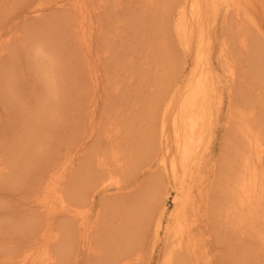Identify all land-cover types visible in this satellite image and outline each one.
<instances>
[{"label":"bare ground","instance_id":"bare-ground-1","mask_svg":"<svg viewBox=\"0 0 264 264\" xmlns=\"http://www.w3.org/2000/svg\"><path fill=\"white\" fill-rule=\"evenodd\" d=\"M24 1L0 0V29L13 3L20 5V15L14 18L23 17L19 22L32 19L29 14L41 19L43 11L54 9L46 15L45 27L30 39L37 41L50 29L47 25L69 24L85 52L91 92L84 97L85 107L79 105L68 154L33 181L35 191L44 195L33 201V208L29 206L36 210L6 222L20 242L10 251L22 252L17 259L7 256L6 264H27L28 258L29 264H264V33L258 29L264 6L258 8L260 0L233 1V17L226 22L221 48V62L230 79L228 103L215 104L211 63L204 59V70L201 67L203 47L207 50L210 38L204 0H149L151 12L145 9V16L130 5L125 8L127 0H35L30 6ZM112 16L130 27L128 31L113 30L116 37L108 36ZM172 19L187 47L197 32L194 65L188 71L174 66L170 49L175 45L170 48L167 42L152 40L155 34L144 29L156 26L155 31L165 36ZM26 25L22 31L9 25L6 35L0 31V38L6 37L0 44L1 62L15 51L22 54L29 39ZM52 32L60 35L58 28ZM143 33L151 35V41L144 42L145 47L138 44L142 54L134 53ZM107 40L115 41L114 47ZM135 54H140L139 59ZM114 69L122 73L121 79L112 77ZM44 74L49 88L50 75L45 69ZM0 77H4L1 72ZM152 78L157 92L151 88L152 92L133 93L136 81L144 88ZM11 83L6 89L15 98L17 90ZM39 112L25 109L20 114L30 134L42 119L44 113ZM23 149L21 143L5 147L0 181L10 177ZM52 200L58 210L50 209ZM5 227L0 231L7 233Z\"/></svg>","mask_w":264,"mask_h":264},{"label":"rangeland","instance_id":"rangeland-1","mask_svg":"<svg viewBox=\"0 0 264 264\" xmlns=\"http://www.w3.org/2000/svg\"><path fill=\"white\" fill-rule=\"evenodd\" d=\"M28 1L29 3H27L26 6H30V4L33 3L35 0H28ZM36 1L39 2V0H36ZM45 1H48V0H45ZM204 1L205 3L207 2V5H208L207 6L208 10L205 11L206 13L204 14V18H205L204 23L207 25V26L205 25L206 30L208 31L207 36L210 38L208 39V43L205 47V49L207 50H204V47H203V52H205V58L203 57L201 67H203V70H204V59L207 62L211 63L210 66L212 69V74H214L213 76L214 78L212 82L214 83V87L216 88L214 92L212 93L213 103L214 104L217 102H225V103L227 102L228 103V97H229L228 92H229V86H230V79H228L229 74L225 70L226 68L221 62L223 60V55H221L222 54L221 48L223 46L222 39H225V36H223L222 34H224L223 31L225 32L226 30V26H225L226 22L229 21L231 17H233V15H231V12L233 13V10H234L233 9L234 0H207V1L204 0ZM25 2L26 1H24V4ZM141 2H143V4H141ZM147 2L150 4L149 0H142V1L141 0H132V1L127 0V1H124L123 3L125 5V8L129 9L131 7L136 12H139V15L142 14L145 16L146 14H148V12L145 11V9H147L148 11L150 10L151 12V9H149L148 7L152 6V4L149 5ZM257 2L260 3V4H257L258 8H261L260 5L262 7L264 6V4L261 3V0ZM9 4L11 3H8L7 5ZM12 5H14V7L18 6L14 3L9 6L12 7ZM129 5L130 7H128ZM9 6L8 8L12 15L9 13L7 18L4 19V23L6 22V24H4V26L1 27L2 30L0 29V31H3V32L6 31L4 32L6 35L7 31H9V28H10L9 25H12V27L15 28V26H13L15 24H16L15 29L17 30L21 29L19 31H22L24 27L22 25L24 23L25 25L27 24L25 27L29 31V32L27 31L29 33V34L27 33V35L29 36V39L27 40L24 50L21 51L22 52L21 55L19 54V51H15L13 55L11 56L12 57L11 59H8V56H7L6 58L2 60V62L0 60V66H1L0 72L2 76H4L3 78L0 77L4 81V82L2 81L3 84H0V156L6 154L5 147L6 148L7 146L8 148L12 147V144L14 143H17V144L21 143L23 144V147H24L21 154L15 158V161H14L15 167H13L12 170H10V173H9V175L11 174L10 177L9 175H7L6 177L7 178L9 177L8 179L0 181V225L4 224L0 228L6 226L5 228L8 230L7 233L5 232L6 230L2 231L3 228L0 231V264L7 263L6 262L8 261L6 260L7 256L9 257L10 255H12L13 257H15V259H17V256L19 255L21 256L22 252H17L15 250V251H12L13 252L12 253L10 251L11 249L15 248L16 245L19 244L20 242L18 239L19 238L18 234L10 232V228H8L7 226V223L10 222L8 220L15 221L16 219L17 220L21 219L22 216H25L27 213L30 212V209L31 211L36 210V208L35 210L32 209L33 208L32 205L33 204L35 205L33 201H40V199L44 195H42V193L35 191V185H33V181L36 179L37 175L42 170H44V168L46 169L48 167L49 169L50 165L53 164L56 161V159H58V161H61V159L63 160V157L66 156V154H68L66 152H69V150H66V149H68L69 147L73 145V142L71 141L72 140L71 133L73 129L71 130V128L74 122H76L75 117L76 115L78 116V112H79L78 108L80 107L79 105L83 104L84 106V103H86L85 101H83L85 100L84 97L86 96L88 92L89 93L91 92L90 90L91 85L88 81H86L88 79V77L86 76L88 74L87 72L88 69H86L87 67L85 64V52L81 50V47L79 46V44H76L77 39L74 33L71 34L70 29H69L70 25L69 24L66 25L63 22H60L59 25H60V28L62 27L61 30L59 28V25L55 26L54 28L51 27L50 25H47L50 27V29L49 28L45 29L44 30L45 32L43 31L42 35L37 38V41L36 39L31 40L30 36L36 37L35 32L45 27L42 25H44L45 22H47L46 20L49 19L48 16H50V12L54 9L43 11V13L44 12L45 13L44 14L42 13L43 15L41 17L43 18L41 19L37 18L39 16L29 14L31 18L33 17L34 19L33 18L28 19L27 21L24 19V21L19 22L21 21V18L23 17L18 18L17 20H14V18L17 17L18 14L20 15V12H19L20 5L19 7H16L14 9L12 8L13 11H11L12 9ZM125 8L122 10V13L126 12L127 9L125 10ZM261 10H259L260 14L258 16L259 21H260V25L258 29L259 30L261 29L260 32L264 33V13L261 12ZM67 13L72 14L71 12H67ZM67 17H69V14ZM109 18L111 17L109 16ZM115 18L117 17L112 16V19H111L112 21L108 20L110 24V30H109L110 32L109 34H107L108 36H112L115 34V37H116L117 35V33H115L116 30L117 32L123 31V30H124L123 32H126L127 28H130L125 23L121 24L118 21V19H116L115 21ZM65 20L63 19V21ZM191 21L192 20H190V22ZM52 24L53 26L55 25L54 23ZM117 24L121 27L120 29L116 27ZM169 26H171V29L168 30V33L166 32L167 33L165 34L166 37L164 36L163 32H161L160 34L159 32L155 31L156 26L144 27V29H148L149 34L151 33L152 36H154L155 34V36L151 37V35L149 34L146 35L143 33L145 37L142 39V41L139 40L140 43L138 41L137 45H135L136 51L134 53H140V54L143 53V51L139 49H142L140 47H145V45L150 43L151 40L148 39L149 37H151L152 40H155V41L158 40L159 43L167 42L166 44H168L170 48H172V46L175 45L172 49H170V51L174 50L173 53H170V55L172 54V56L175 57L174 66L178 67V70L180 72L183 70L188 71L194 65L193 64L194 63L193 59H195L194 58V53H195L194 39L196 37L197 32H195L196 34L194 32L192 33L194 34V36L192 35V40L190 44L191 46L187 47V44L184 41L182 43L179 36L177 35L178 32L176 30V25L173 19L169 23L168 29L170 28ZM3 27L5 29H3ZM56 28L59 29V34L61 36L55 33L53 34L52 31L55 30ZM150 28L152 29L151 32L149 30ZM112 31L113 33H111ZM140 32L142 31L140 30ZM69 33H70V37L68 38ZM174 36L175 38H173ZM163 38H168L167 40L169 41L167 40L164 41ZM2 39L3 41H5L6 37L2 36L0 38V44L3 43ZM58 39L60 40V42ZM109 39L110 37L108 38V40ZM146 39L148 40V42ZM55 40H56V43H53L55 42ZM120 40L121 38H118V37L116 38L117 43L120 42ZM38 41H41V42H38ZM60 43H61V46L59 45L60 46L59 47L57 44H60ZM66 43L68 45H66ZM69 43L70 44L72 43V44L70 45ZM107 43H110L111 46L113 47L115 45V41L114 42L108 41ZM73 44L76 45V47L73 46ZM110 44H108V46ZM138 44H140L139 45L140 47L138 46ZM170 44L171 45L173 44V45L171 46ZM65 47L66 49H64ZM74 50L76 53L74 52ZM73 53L74 55H71ZM140 54H135L136 55V56L134 55L135 58L139 59V57L137 58V55L140 56ZM78 63L80 64L81 67H79ZM81 64L85 66L82 67ZM208 67L206 68V70L208 69ZM44 69L47 70L50 75L47 78V79H50L48 80L50 89L46 87L47 80L45 79L47 76L46 74L43 75ZM84 69H85V72H84ZM82 73H84V76L80 75ZM112 73H113L112 77L114 75L120 76V74H122V73H119L117 69H114V72ZM120 79H121V76H120ZM8 82L10 83L12 82L11 85L14 87V92L17 90V92L15 93V95L17 94V96L15 98H13L12 95L10 97L8 94V91L6 89V87L9 86L10 84ZM124 82L125 81H123V83ZM138 82L140 83V81H136V85H133L134 87H136L134 88V91H133L134 94L147 93L148 90L152 92L153 89L155 92H157L158 90V88L153 84L154 83L153 78L150 81L151 83H149V85L144 88L138 86L139 85ZM77 88L78 90L76 91ZM151 88H152V91H151ZM155 88L157 89L155 90ZM81 90L82 91L85 90L84 96L82 95ZM162 91L164 92V88L162 89ZM47 92H50V93L48 94ZM79 94L82 97H80ZM11 98H13L14 100L11 101ZM80 101L81 102L83 101V103H80ZM23 103L28 107H25V105L22 106ZM32 107L34 108L32 109ZM25 109H29L33 111L35 110L38 112L40 111L39 113H41L42 111L44 113L41 116L42 119H39L40 121L39 125L38 124L35 125L36 127L34 128L33 134L29 133L27 127L24 128V124L22 122V116L20 114L23 113ZM28 114L31 115L33 113L28 112ZM48 169H46V171ZM58 182H57L56 188L60 186ZM59 195H60V192H59ZM55 196L58 197V193H56ZM53 201L55 202L51 203L53 205L50 206V209L52 210V209L57 208L58 210V207H57L58 204H55L57 203L56 200H52V202ZM171 205H172L171 200H169L168 202L169 208H172ZM29 206L32 208H29ZM53 206L55 207L53 208ZM248 242H253V239L249 238ZM228 244L229 242H226L224 247H227ZM29 262L30 260L28 258L27 264H29ZM15 264H21V263L17 262ZM23 264L25 263L23 262Z\"/></svg>","mask_w":264,"mask_h":264}]
</instances>
